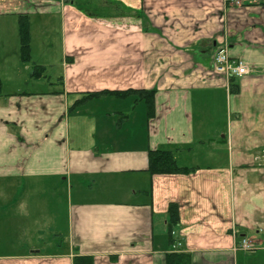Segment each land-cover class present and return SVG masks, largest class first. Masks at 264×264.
<instances>
[{
  "label": "crops",
  "instance_id": "1",
  "mask_svg": "<svg viewBox=\"0 0 264 264\" xmlns=\"http://www.w3.org/2000/svg\"><path fill=\"white\" fill-rule=\"evenodd\" d=\"M48 13L62 17L58 83L35 79L48 80L46 91L24 92L23 80L4 92L10 54L0 53V181L14 183L17 213L28 193L38 206L12 222H36L50 194L66 205L62 231L50 212L33 232L66 246H26L0 264H166L173 252L241 264L242 253L264 251V0H0V49L15 24L13 61L28 82L49 65L22 62L20 21ZM219 47L248 74L215 73ZM127 90H154L155 116L135 95L84 99ZM158 149L196 171L152 176ZM172 203L180 222L170 227Z\"/></svg>",
  "mask_w": 264,
  "mask_h": 264
},
{
  "label": "rangeland",
  "instance_id": "2",
  "mask_svg": "<svg viewBox=\"0 0 264 264\" xmlns=\"http://www.w3.org/2000/svg\"><path fill=\"white\" fill-rule=\"evenodd\" d=\"M65 3H69L72 0H62ZM17 22V20H16ZM15 23V22H14ZM15 25V24H14ZM14 25H9V29L6 31L5 40L7 44L5 45V49H0V53L3 55L10 54L8 56L10 63L3 64V77H5V87L4 92L11 93L16 92V88L19 87L20 81V88L22 91L26 92H39L46 89V85L48 84V80L45 79L46 77L52 78V81L58 83V75H61V61L63 59V50H62V17L60 14L56 13H48V14H37L32 16L30 28H31V35H32V58L36 62L38 61L39 64H48L47 66V73L46 77L42 79L44 81V87L41 83H34L36 82L35 79H29V75L27 71L24 69V66L20 69L17 67V64L14 63L13 54L16 51L15 43L13 40V33ZM20 27V25H19ZM33 65V64H31ZM42 66V65H41ZM44 67V65H43ZM19 73V74H18ZM25 82V83H24ZM28 82V83H26ZM24 83V84H23ZM16 86V88H15ZM21 91V92H22ZM46 91V90H45ZM24 182L23 187V194L24 189L26 188ZM13 186L14 183L11 181H0V258L2 256H11L19 249H24L26 246H33V245H41L45 249H52L53 245L55 244L58 247L66 246V242L61 237H52L49 232L47 231L42 236L36 237L34 235V231L36 228L34 225L36 223H40L41 219H36V217L41 215H46L51 212L52 219L54 216H57L56 220V230L62 231L64 228V216L61 214V210L66 209V205L63 207V203L61 202H54L52 194L50 196H46L45 198L49 199L50 209L46 206L40 208L38 210L37 215L35 217L36 222L27 221L26 218L20 220L18 222H12V218L16 215L17 209L15 206L11 204L12 202V195H13ZM27 192V191H26ZM22 193V190H21ZM30 195L29 193L23 199V206L21 211L17 214H21L23 216H33L32 214H36L33 212L36 206L34 203L30 204ZM57 212V214L54 213ZM54 225V223H53ZM28 232L27 237L32 238H23L25 237L24 234ZM32 234V236H30ZM248 244L249 241L247 240ZM251 246V244H250ZM252 248V246L250 247ZM248 252V251H247ZM242 253L240 257L241 264H264V251H259L252 253Z\"/></svg>",
  "mask_w": 264,
  "mask_h": 264
},
{
  "label": "trees",
  "instance_id": "3",
  "mask_svg": "<svg viewBox=\"0 0 264 264\" xmlns=\"http://www.w3.org/2000/svg\"><path fill=\"white\" fill-rule=\"evenodd\" d=\"M30 20L27 16H23L20 21L19 38L20 49L19 54L23 63L29 64L32 62V35L30 28ZM0 73H1V54H0ZM47 69L43 66H34L32 77L34 79H40L46 77ZM3 83L0 74V95L2 94ZM115 95L118 97H126L135 95L137 101H144L147 104L149 117L155 116V95L154 90H127V91H103L99 93H92L86 95L84 99H91L93 97L100 96L102 94ZM196 171L195 168L181 167L177 164V161L173 153L169 150H152L149 153V167L148 172L154 175H189ZM169 225L170 227L177 225L180 222V207L178 204L172 203L168 209ZM75 264H93V259L90 258H76ZM166 264H192L191 255L187 253L173 252L167 255Z\"/></svg>",
  "mask_w": 264,
  "mask_h": 264
},
{
  "label": "built area",
  "instance_id": "4",
  "mask_svg": "<svg viewBox=\"0 0 264 264\" xmlns=\"http://www.w3.org/2000/svg\"><path fill=\"white\" fill-rule=\"evenodd\" d=\"M237 6H241L245 0H230ZM214 72L222 74L225 77L233 78L236 76H244L248 74L249 70L245 62L242 60L231 59L227 53L226 47H219L216 50L214 59ZM250 244L247 240L241 242V248L243 250H251Z\"/></svg>",
  "mask_w": 264,
  "mask_h": 264
}]
</instances>
